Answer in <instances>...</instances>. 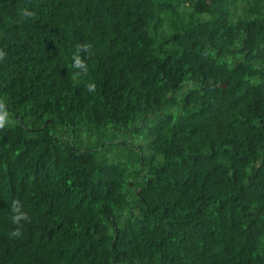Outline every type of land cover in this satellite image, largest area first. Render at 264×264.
<instances>
[{
	"label": "trees",
	"instance_id": "16d2710c",
	"mask_svg": "<svg viewBox=\"0 0 264 264\" xmlns=\"http://www.w3.org/2000/svg\"><path fill=\"white\" fill-rule=\"evenodd\" d=\"M0 264H264V0H0Z\"/></svg>",
	"mask_w": 264,
	"mask_h": 264
},
{
	"label": "clouds",
	"instance_id": "9594fccd",
	"mask_svg": "<svg viewBox=\"0 0 264 264\" xmlns=\"http://www.w3.org/2000/svg\"><path fill=\"white\" fill-rule=\"evenodd\" d=\"M16 219H19V217H16Z\"/></svg>",
	"mask_w": 264,
	"mask_h": 264
}]
</instances>
